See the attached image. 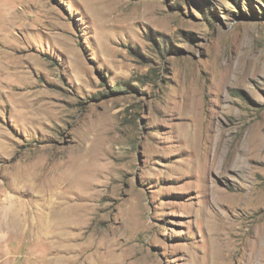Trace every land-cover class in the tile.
Wrapping results in <instances>:
<instances>
[{"label": "rangeland", "instance_id": "rangeland-1", "mask_svg": "<svg viewBox=\"0 0 264 264\" xmlns=\"http://www.w3.org/2000/svg\"><path fill=\"white\" fill-rule=\"evenodd\" d=\"M0 264H264V0H0Z\"/></svg>", "mask_w": 264, "mask_h": 264}, {"label": "bare ground", "instance_id": "bare-ground-1", "mask_svg": "<svg viewBox=\"0 0 264 264\" xmlns=\"http://www.w3.org/2000/svg\"><path fill=\"white\" fill-rule=\"evenodd\" d=\"M58 207V209H57ZM52 212L53 215H55L53 218H73V213L70 214L69 209H67V207L63 206V205H58L55 206L54 208H52ZM75 214V213H74ZM27 213L25 212V214H23V218H26ZM76 215V214H75ZM12 218H16L19 217V213H14L12 211L11 215ZM21 217V216H20ZM70 239H68L67 241H69ZM69 252V251H68Z\"/></svg>", "mask_w": 264, "mask_h": 264}]
</instances>
